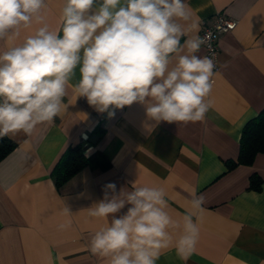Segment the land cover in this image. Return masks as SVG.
Here are the masks:
<instances>
[{"label": "crops", "instance_id": "obj_1", "mask_svg": "<svg viewBox=\"0 0 264 264\" xmlns=\"http://www.w3.org/2000/svg\"><path fill=\"white\" fill-rule=\"evenodd\" d=\"M46 2L47 22L59 29L65 0ZM187 2L199 35L218 14L237 22L233 31L218 36V68L204 120L148 127L154 122L143 105L98 112L69 85L61 116L31 135L7 136L15 148L0 162V264H107L88 245L110 218H90L87 208L103 198L105 185L130 191L132 182L164 187L175 219L190 209L194 193L204 197L195 250L181 256L170 246L161 250L157 264H264V154L251 165L227 166L237 160L245 124L264 109V0ZM39 26L0 41V52ZM198 55L207 56L202 47ZM97 127L104 135L87 145L89 136L97 140ZM78 144L88 156L101 151L110 167L84 168L57 186L52 169ZM253 175L261 181L258 191L250 189ZM65 223L70 227L60 230Z\"/></svg>", "mask_w": 264, "mask_h": 264}, {"label": "clouds", "instance_id": "obj_2", "mask_svg": "<svg viewBox=\"0 0 264 264\" xmlns=\"http://www.w3.org/2000/svg\"><path fill=\"white\" fill-rule=\"evenodd\" d=\"M47 7L46 0H0V41L40 25L0 52V138L52 123L67 109L69 85L98 112L143 105L154 122L148 127L204 120L215 64L198 55L205 39L187 0H65L59 29L50 28ZM131 185H105L87 208L90 218H110L92 234L90 253L107 264H157L170 246L192 253L204 197L194 193L175 219L164 187Z\"/></svg>", "mask_w": 264, "mask_h": 264}, {"label": "trees", "instance_id": "obj_3", "mask_svg": "<svg viewBox=\"0 0 264 264\" xmlns=\"http://www.w3.org/2000/svg\"><path fill=\"white\" fill-rule=\"evenodd\" d=\"M104 129L97 127L93 134L97 140L93 141L89 136L86 140L88 144H96L104 135ZM96 142V143H95ZM239 154L236 161L227 163L229 169L238 165H251L258 154H264V109L259 114L249 120L243 130L239 144ZM15 148V143L7 136L0 138V162L7 157ZM86 147L83 144L69 146L59 157L52 169L51 176L57 186L63 185L72 176L84 168L93 170H107L110 167L108 160L101 151H96L89 156L85 154ZM261 181L256 175L251 177L250 189L260 190Z\"/></svg>", "mask_w": 264, "mask_h": 264}, {"label": "built area", "instance_id": "obj_4", "mask_svg": "<svg viewBox=\"0 0 264 264\" xmlns=\"http://www.w3.org/2000/svg\"><path fill=\"white\" fill-rule=\"evenodd\" d=\"M236 24L235 20L218 14L214 22L204 27L200 32L199 36L205 39L202 48L205 50L206 55L213 59L215 70L218 68V36L233 31Z\"/></svg>", "mask_w": 264, "mask_h": 264}]
</instances>
